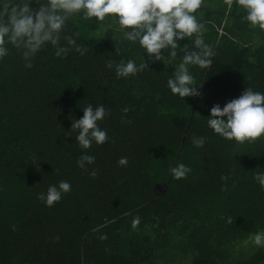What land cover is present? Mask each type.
<instances>
[{
	"label": "trees",
	"instance_id": "obj_1",
	"mask_svg": "<svg viewBox=\"0 0 264 264\" xmlns=\"http://www.w3.org/2000/svg\"><path fill=\"white\" fill-rule=\"evenodd\" d=\"M195 15L216 55L205 69L190 66L200 95L185 100L166 86L183 52L173 65L148 62L107 18L67 22L83 55L57 58L47 46L28 69L10 48L0 60V264H264L249 240L264 231L253 179L264 171V137L226 140L206 120L245 88L264 93V30L242 20L236 0H202ZM142 58L146 68L117 78L116 64ZM89 103L108 111L98 125L109 140L84 150L71 120ZM81 153L95 157L88 171L76 165ZM179 163L191 169L182 179L169 171ZM60 180L71 191L47 207L37 195Z\"/></svg>",
	"mask_w": 264,
	"mask_h": 264
},
{
	"label": "clouds",
	"instance_id": "obj_2",
	"mask_svg": "<svg viewBox=\"0 0 264 264\" xmlns=\"http://www.w3.org/2000/svg\"><path fill=\"white\" fill-rule=\"evenodd\" d=\"M36 7H30L32 3ZM202 0H0V60L9 55L10 48L15 49L24 61V67L31 69L33 59L41 50L50 46L57 58L66 57L70 51L83 55L86 49L77 43L79 33L65 34L67 22L74 16L83 20L95 18L102 22L106 18L118 26L116 31L122 33L123 40L138 45L147 56L148 62H160L165 67L173 65L177 58V49L183 52L178 63L174 64L167 88L179 98L197 97L200 95L198 85L190 72V66L205 69L216 55L213 47L206 43L203 33L204 25L197 20L196 11ZM243 10L242 20L252 27L264 30V0H236ZM192 37L191 48L188 43L183 46L179 41ZM64 41V43H61ZM167 50V51H165ZM166 53V55H165ZM112 68L110 62L107 65ZM147 64L137 65L135 60H121L115 65L117 78L135 75ZM80 119L71 120V130L77 134L75 142L81 149L87 150L93 144L103 145L109 140L106 130L98 125L108 114L104 105L93 107L91 103L81 108ZM128 109L125 108L124 112ZM207 126L214 134L238 143L253 142L264 137V93L245 90L223 107L213 105L206 118ZM71 137V136H69ZM192 143L202 147L205 138L194 137ZM77 167L88 171L95 157L81 153L75 160ZM118 166H127V157L117 161ZM176 179L185 178L191 169L179 163L170 168ZM90 176L97 175L92 170ZM253 179L264 190V171L258 172ZM71 191V184L60 180L49 185L46 192L39 193L37 199L47 207L59 202L62 195ZM139 218L133 220V226ZM102 239L104 237H101ZM257 248H264V231H258L249 237Z\"/></svg>",
	"mask_w": 264,
	"mask_h": 264
},
{
	"label": "rangeland",
	"instance_id": "obj_3",
	"mask_svg": "<svg viewBox=\"0 0 264 264\" xmlns=\"http://www.w3.org/2000/svg\"><path fill=\"white\" fill-rule=\"evenodd\" d=\"M137 264H139V263H137Z\"/></svg>",
	"mask_w": 264,
	"mask_h": 264
}]
</instances>
